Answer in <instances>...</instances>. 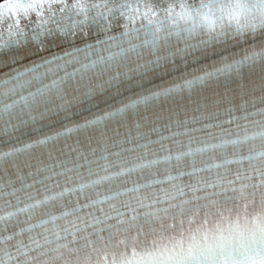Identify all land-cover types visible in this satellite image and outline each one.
I'll return each mask as SVG.
<instances>
[{
  "label": "snow or ice",
  "instance_id": "1",
  "mask_svg": "<svg viewBox=\"0 0 264 264\" xmlns=\"http://www.w3.org/2000/svg\"><path fill=\"white\" fill-rule=\"evenodd\" d=\"M0 264H264V0H0Z\"/></svg>",
  "mask_w": 264,
  "mask_h": 264
}]
</instances>
